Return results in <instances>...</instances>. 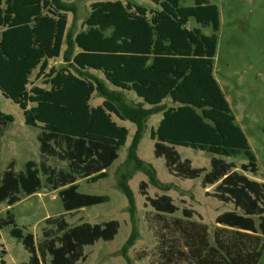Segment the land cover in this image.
Instances as JSON below:
<instances>
[{
	"label": "trees",
	"instance_id": "obj_1",
	"mask_svg": "<svg viewBox=\"0 0 264 264\" xmlns=\"http://www.w3.org/2000/svg\"><path fill=\"white\" fill-rule=\"evenodd\" d=\"M149 1L158 9L121 1L94 2L82 22L84 30L72 36L67 25L68 13H76L73 6L61 0H0V92L21 109L27 127L39 130L40 157L38 163L25 162L20 171L11 161L0 172V207L14 206L21 195L33 196L46 188L58 192L64 211L45 220L55 231L44 230L46 240L39 247L32 234L17 226L12 213L0 219V229L9 227L10 236L28 252L27 264H42L47 256L50 264H76L84 259L85 247L99 240L113 241L117 235L116 220L71 227L65 217L109 201L105 195L80 193L77 181L95 184L108 178L107 170L126 145L129 131L112 115L136 126L127 160L153 186L164 192L171 189L137 156L144 124L158 112L162 118L150 134L154 157L164 160L169 174L183 180L201 179L202 188L214 186V192L206 195L233 205V210L215 218L211 239L208 227L193 220L195 211L181 210L184 219H175V252L169 253L172 257L175 253V264H258L261 259L264 181L248 177L258 174L257 159L214 76L219 9L210 0H193L189 7L182 6L181 0ZM190 19L210 28L211 34L201 28L187 29ZM61 56L65 66L49 67L50 60ZM35 70L36 78H44L48 88L30 83ZM87 70L101 72L108 84L134 93L151 108L126 105ZM94 93L104 99L100 106L90 105ZM165 100L172 106L165 107ZM13 122L11 115L0 111V150L4 130ZM176 147L208 154L209 168L193 167ZM237 157L245 161L240 169L227 161ZM50 158L65 162L67 168L51 167ZM128 178L123 175L118 188L127 199L132 222L122 256L126 264H132L127 249L137 240L138 231ZM147 187V182L139 183L147 207L162 215L179 211L170 196L151 197Z\"/></svg>",
	"mask_w": 264,
	"mask_h": 264
},
{
	"label": "rangeland",
	"instance_id": "obj_2",
	"mask_svg": "<svg viewBox=\"0 0 264 264\" xmlns=\"http://www.w3.org/2000/svg\"><path fill=\"white\" fill-rule=\"evenodd\" d=\"M76 9L75 15L68 13V32L74 36L84 30L83 20L88 16L90 5L94 2L121 1L142 6L148 10L158 9L149 0H61ZM217 5L220 17V29L218 33L217 51L214 62V76L223 91L237 124L243 130L250 147L257 159L259 172L256 176L248 174V177L259 182L264 181V0H210ZM181 5L189 7L193 0H181ZM187 29L201 28L206 35L211 34L210 28H202L190 19ZM67 45L62 47L65 52ZM61 68L65 66L62 56L49 61V67ZM86 73L99 79L108 91L119 94L123 102L136 107L143 104L132 92L117 89L106 82L101 72L87 70ZM35 70L30 78V83L42 88H48L44 78H36ZM103 98L94 93L90 101L92 107L100 106ZM165 107L172 106L170 100H165ZM143 108H151L143 104ZM0 111L11 115L14 122L4 130L1 138L0 172L13 161L16 171L23 170L25 162L40 161L39 143L36 136L38 129L27 127L21 109L11 100L6 99L0 92ZM162 113L158 112L146 120L138 144V157L146 164L152 166L156 177L163 185H170L169 191H162L149 183L147 176L136 170L133 162L127 160V153L132 139L136 133L135 124L129 121H121L115 115L113 120L128 129L129 135L126 145L120 149L119 158L107 170L108 178L95 184H89L85 180H78L79 192L89 195H105L109 201L104 204L85 208L79 212L65 215L69 226H75L83 222L100 224L110 220L119 222L120 228L113 241L99 240L93 246L85 247L84 259L76 264H126L122 256V249L128 239L132 222L128 212L126 197L118 188V182L123 175L128 176V185L132 189L136 202L135 224L138 238L127 249V256L132 264H175L170 252L175 248V219H184L182 209L196 212L193 220L205 224L208 227L210 239L217 227L215 218L225 212L233 210L230 203H222L212 196L214 186L207 189L201 187V179L183 180L169 174L164 166V160L156 159L153 155L154 141L150 138L151 131L156 129ZM182 159L191 161L195 168H209L210 156L204 152L191 148L176 147ZM238 169L245 163L241 157L228 158ZM48 164L55 169H66V163L50 158ZM147 182L148 194L151 197L167 194L172 199L179 211L173 215L157 214L152 208L145 205L143 197L139 193V183ZM57 191L43 188L33 196L21 195V201L14 206L5 203L0 207V219L6 217L7 212L13 214L15 223L24 233L34 236L37 247L45 239L44 230L55 231V226L48 225L45 220L56 218L63 213ZM10 228L0 229V262L5 264H27L29 254L22 244L9 234ZM170 258V259H169ZM42 264H50L47 256ZM258 264H264V251Z\"/></svg>",
	"mask_w": 264,
	"mask_h": 264
},
{
	"label": "crops",
	"instance_id": "obj_3",
	"mask_svg": "<svg viewBox=\"0 0 264 264\" xmlns=\"http://www.w3.org/2000/svg\"><path fill=\"white\" fill-rule=\"evenodd\" d=\"M102 2H106V1H102ZM111 2H114V1H111ZM68 25H69V19H68ZM67 25V29H68V26ZM79 50L78 49H75V52H78ZM94 71V70H93ZM140 100V99H139ZM162 118V117H161ZM161 120V119H160ZM237 122V121H236ZM137 156H138V153H137ZM155 158V157H154ZM78 184V183H77ZM79 186V185H78ZM207 188H209V187H207ZM206 188V189H207ZM132 190V189H131ZM78 191H79V188H78ZM147 192H148V190H147ZM81 193V192H80ZM84 194V193H83ZM36 195V194H35ZM89 195V194H88ZM167 195V194H166ZM150 196V195H149ZM169 196V195H168ZM89 208V207H88ZM83 209H85V208H82V209H80V210H78V211H75V212H79V211H81V210H83ZM62 210H63V208H62ZM73 213V212H72ZM62 214H64V211H63V213ZM67 221V220H66ZM111 221V220H110ZM85 223H87V222H85ZM90 224V223H89ZM91 225H94V224H91Z\"/></svg>",
	"mask_w": 264,
	"mask_h": 264
}]
</instances>
